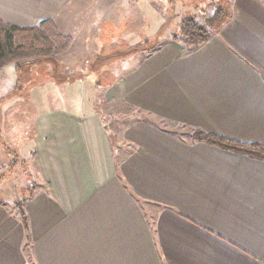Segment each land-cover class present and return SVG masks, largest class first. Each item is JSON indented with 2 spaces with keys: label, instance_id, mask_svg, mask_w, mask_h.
Wrapping results in <instances>:
<instances>
[{
  "label": "crops",
  "instance_id": "0c3cea01",
  "mask_svg": "<svg viewBox=\"0 0 264 264\" xmlns=\"http://www.w3.org/2000/svg\"><path fill=\"white\" fill-rule=\"evenodd\" d=\"M227 1V18L201 47L170 40L141 59L132 51L137 64L105 96L138 110L117 142L90 103L65 91L61 103L42 98L23 112L14 87L25 70H0V126L8 103L24 122L31 115L18 130L30 132L36 185L23 214L0 203V264H264V160L176 130L264 148V0ZM152 3L0 0V21H53L71 38L54 73L87 75L108 28L141 16L156 26Z\"/></svg>",
  "mask_w": 264,
  "mask_h": 264
},
{
  "label": "rangeland",
  "instance_id": "374dc122",
  "mask_svg": "<svg viewBox=\"0 0 264 264\" xmlns=\"http://www.w3.org/2000/svg\"><path fill=\"white\" fill-rule=\"evenodd\" d=\"M152 4L156 11V26H152L151 22L149 23L150 27L146 26L148 22H144L141 16L139 23H135L134 18V21H130L127 25L124 24L114 30L108 28L107 34L102 36V40L107 42L106 47L104 44L100 45V51H96L95 47V51L91 53L90 70L86 72L87 75L57 76L53 71L55 68L54 58L61 54L48 58L17 60L15 64L21 67L22 71L25 70L19 79V86L14 87L16 92L24 97L22 103L27 104L22 107L23 112L26 108L31 109L28 103H40L43 101L42 98H44V103H61L56 100V97L59 95L62 98L68 94L69 99L73 98L72 103H90L92 110L95 109L103 118L113 141L117 142L124 125L130 122L129 120L139 117L138 110L125 105H114L112 103L116 102L105 96L107 90H113L121 75L137 64L136 58L127 61L131 57V53L138 49L141 59L148 52L173 40L172 36L183 39L180 37L179 31L181 24L186 20H193L209 32L214 31L227 18L229 7L227 0H153ZM132 15L136 16L135 12ZM219 15H221L220 20L216 22L215 19ZM57 30L59 31L58 28ZM61 34L69 37L66 34ZM79 80L81 82H78ZM68 83L69 85L65 86ZM52 84L59 86L54 85L56 87L54 88ZM38 86H43V90L37 88ZM49 88L52 90L50 89L51 92L48 94ZM1 114L3 123L0 126V203L17 207L21 211L22 203L36 186L31 174L30 159L26 155L29 153V149H25L26 146H24L26 140L30 139V132L25 133V139L18 130V127L21 128L19 122H24L25 117L19 104L8 103L5 107L3 105ZM11 115L12 117H10ZM26 116L24 123L28 119L30 120L31 115L27 114ZM14 121L15 123H12ZM23 128L24 124L21 132H23ZM176 130L182 134L190 135L187 129L178 128ZM21 214H23L22 211Z\"/></svg>",
  "mask_w": 264,
  "mask_h": 264
},
{
  "label": "trees",
  "instance_id": "16d2710c",
  "mask_svg": "<svg viewBox=\"0 0 264 264\" xmlns=\"http://www.w3.org/2000/svg\"><path fill=\"white\" fill-rule=\"evenodd\" d=\"M220 17L221 15L217 16L215 21L218 22ZM179 32L183 39L172 36L173 40H179L191 48L201 47L211 36L207 29L193 20L183 22ZM70 45L71 38L62 35L51 20L25 28L0 21V70L19 59L48 58L62 54ZM189 136L193 141L205 142L218 148L264 160V148L257 144L239 143L200 130L192 131Z\"/></svg>",
  "mask_w": 264,
  "mask_h": 264
}]
</instances>
